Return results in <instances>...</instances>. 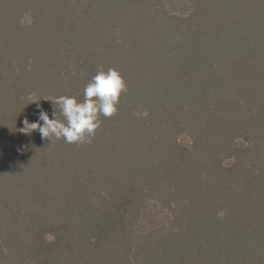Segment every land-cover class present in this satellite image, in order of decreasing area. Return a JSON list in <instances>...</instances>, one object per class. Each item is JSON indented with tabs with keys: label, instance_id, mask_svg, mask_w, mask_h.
Returning a JSON list of instances; mask_svg holds the SVG:
<instances>
[{
	"label": "trees",
	"instance_id": "obj_1",
	"mask_svg": "<svg viewBox=\"0 0 264 264\" xmlns=\"http://www.w3.org/2000/svg\"><path fill=\"white\" fill-rule=\"evenodd\" d=\"M109 68L90 142L20 131ZM0 264H264V0H0Z\"/></svg>",
	"mask_w": 264,
	"mask_h": 264
},
{
	"label": "clouds",
	"instance_id": "obj_2",
	"mask_svg": "<svg viewBox=\"0 0 264 264\" xmlns=\"http://www.w3.org/2000/svg\"><path fill=\"white\" fill-rule=\"evenodd\" d=\"M127 91L121 74L112 68L100 69L89 80L83 90V100L74 96L61 95L51 101L53 110L50 114L40 108L35 122L23 121L20 131L30 135L38 130L42 139H63L66 143L84 144L95 135L101 126L100 117L110 118L117 111V104L122 93ZM29 103H37L35 93L27 96ZM63 117V119H61Z\"/></svg>",
	"mask_w": 264,
	"mask_h": 264
}]
</instances>
